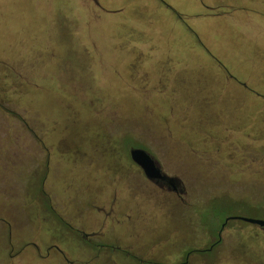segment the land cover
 Here are the masks:
<instances>
[{"label":"rangeland","instance_id":"374dc122","mask_svg":"<svg viewBox=\"0 0 264 264\" xmlns=\"http://www.w3.org/2000/svg\"><path fill=\"white\" fill-rule=\"evenodd\" d=\"M98 1L0 0V264H264V0Z\"/></svg>","mask_w":264,"mask_h":264},{"label":"water","instance_id":"95a60500","mask_svg":"<svg viewBox=\"0 0 264 264\" xmlns=\"http://www.w3.org/2000/svg\"><path fill=\"white\" fill-rule=\"evenodd\" d=\"M130 156L132 160L140 166L143 170L145 176L150 180H160L168 177L167 174L162 173L163 170L159 166L157 160L154 156L143 148L134 147L130 151ZM174 179V178H171ZM242 220L250 222L252 224H258L261 227H264V220L250 217H242ZM229 219H227L228 221Z\"/></svg>","mask_w":264,"mask_h":264},{"label":"flooded vegetation","instance_id":"af4514ba","mask_svg":"<svg viewBox=\"0 0 264 264\" xmlns=\"http://www.w3.org/2000/svg\"><path fill=\"white\" fill-rule=\"evenodd\" d=\"M97 3H99L98 0H95ZM158 162V161H157ZM159 164V163H158ZM160 166V164H159ZM161 167V166H160ZM162 168V167H161ZM163 170V169H162ZM143 173V172H142ZM164 173V171L162 172ZM166 174V173H165ZM174 178V179H171ZM151 183L156 184L159 188L163 189V190H168V191H174L177 193H181L183 191V189L180 186V182L178 180H176L175 177H172L170 175H168L167 178L165 179H160V180H150L148 179ZM264 229V227H262ZM96 232L95 233H87V232H82V236L84 238H91V237H95L96 236ZM218 239L216 241H214V243L211 244V246H215L216 244H219L221 242V238L220 236H217ZM33 246H35L36 248L39 249V244L34 242ZM48 246H50L51 248H56L58 250V252L62 253L64 255V252L62 250H60L57 246V244H49ZM95 247H101L100 243H95L94 244ZM50 248V249H51Z\"/></svg>","mask_w":264,"mask_h":264},{"label":"crops","instance_id":"0c3cea01","mask_svg":"<svg viewBox=\"0 0 264 264\" xmlns=\"http://www.w3.org/2000/svg\"><path fill=\"white\" fill-rule=\"evenodd\" d=\"M16 90H17V88L14 87V89H12L11 92H10V91L7 92V95H8V101L11 102V103H14V101H15V96H14V94H15ZM14 91H15V92H14ZM13 92H14V93H13ZM23 94H24V93H23ZM23 94H22V95H23ZM24 95H26V94H24ZM25 107H26V105H25ZM25 107H23L24 110L27 111V112H29V111L27 110V108H25ZM29 114H30V113H29ZM5 120H7L8 122H6ZM9 123H10V124H9ZM11 123H12L11 118L9 119L8 116H6L3 112L0 111V126H2V127L0 128L1 132H2L3 129H6L5 126H10V127L7 129V130H9V131L14 130V129H12ZM4 134H5V133H4ZM8 134H9V132H8ZM4 136L6 137L7 134H5ZM29 141H30V140H29ZM49 208H50V207H49ZM51 212H52V209L50 208V213H51ZM53 214L56 215V213H53ZM56 216H57V215H56ZM93 216H94V215H93ZM38 244H39V243H38ZM49 244H53V243H50V242H49ZM35 248H36V247H35ZM10 249H11V247H10ZM33 249H34V248H33ZM51 249H53V248H51ZM33 252H34V253H37L38 255L41 254V250L38 249V248L34 249ZM9 261H10V260H9ZM7 262H8V261H7Z\"/></svg>","mask_w":264,"mask_h":264}]
</instances>
